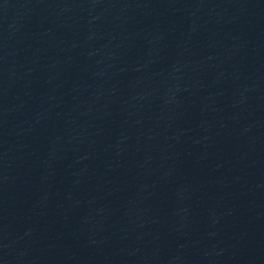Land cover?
Segmentation results:
<instances>
[{
  "label": "water",
  "instance_id": "obj_1",
  "mask_svg": "<svg viewBox=\"0 0 264 264\" xmlns=\"http://www.w3.org/2000/svg\"><path fill=\"white\" fill-rule=\"evenodd\" d=\"M0 264H264V0H0Z\"/></svg>",
  "mask_w": 264,
  "mask_h": 264
}]
</instances>
